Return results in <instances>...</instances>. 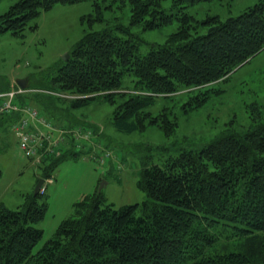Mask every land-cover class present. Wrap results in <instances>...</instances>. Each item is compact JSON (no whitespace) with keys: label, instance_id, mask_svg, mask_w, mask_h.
Returning <instances> with one entry per match:
<instances>
[{"label":"trees","instance_id":"16d2710c","mask_svg":"<svg viewBox=\"0 0 264 264\" xmlns=\"http://www.w3.org/2000/svg\"><path fill=\"white\" fill-rule=\"evenodd\" d=\"M83 1L93 3L94 21L100 23L111 4L130 5V25L144 31L174 18L180 23L163 45L144 55L133 35L123 39L107 30L87 32L69 59L46 76L44 89L28 88L36 90L28 100L45 109L48 102L60 109L57 101L70 109L91 100L114 105L112 125L119 133L157 126L171 136L177 122L167 108L157 115L149 111L157 99L226 81L264 51V0L226 21L213 16L203 22L184 9L214 0H175L179 11L174 15L164 12L162 0H112L108 5V0H21L0 16V34L21 35L42 12ZM202 25H209L208 32L193 35ZM126 76L132 78L131 90L123 86ZM46 91L81 98L63 100ZM211 92L221 91L203 90L193 97L197 104L190 102L184 111L198 109ZM148 157L138 182L147 201L116 209L97 193L76 203L73 215L37 252L44 231L36 224L45 217V194H29L18 209L1 205L0 264H264V119L245 131L227 129L162 165L151 164ZM57 161L39 167L37 183L53 177Z\"/></svg>","mask_w":264,"mask_h":264},{"label":"rangeland","instance_id":"374dc122","mask_svg":"<svg viewBox=\"0 0 264 264\" xmlns=\"http://www.w3.org/2000/svg\"><path fill=\"white\" fill-rule=\"evenodd\" d=\"M20 1L0 0V16ZM111 2L108 0L106 4ZM259 2L214 0L190 5L184 12L198 22L213 16L226 21ZM161 4L167 15L179 11L175 0H162ZM94 8L91 1L57 4L32 20L21 35L11 32L0 34V91L18 80H27L29 87L44 89L46 76L64 61V57L74 50L87 32L107 30L123 39L133 35V39L141 42L140 53L144 55L153 46L163 45L180 26L174 18L171 24L156 30L144 31L141 26L133 27L130 25L131 7L128 4L123 7L111 4V8L104 10V21L100 23L94 21ZM208 26H199L192 30V34L204 35ZM131 81L132 78L126 76L123 80L125 89L133 88ZM206 89L221 92H211L202 106L186 113L184 109L190 107V102L197 104L193 97H199ZM28 99L29 93L21 94L16 97L15 103L19 102L24 107ZM31 103L57 124L66 126V122L71 120L83 126L84 130L88 127L94 130L85 146L91 145L94 148L92 152H87V147L80 150L79 155L67 152L62 159L55 157L45 162L58 160L52 179L45 183L43 200L48 207L44 219L36 224V228L44 231L35 247L37 252L54 237L62 222L73 215L76 203L89 200L97 193L107 203L114 204L116 209L142 205L147 201V195L138 187L146 157L149 156L151 164L162 165L184 150H194L210 143L227 129L245 131L256 121L264 119V51L232 73L226 81L191 93L183 91L171 98L157 99L149 111L157 115L167 108L170 117L177 122L171 136L157 126H149L141 133L117 132L112 125L116 107L103 100H91L80 109H70L69 104L62 101L56 102V107L60 109L50 102L47 109L44 105ZM10 118V115L0 117V206L14 210L24 203L29 194L34 195L44 164L40 165L41 168L35 166L20 149L12 130L16 122L10 123ZM69 140L73 143V139L67 137L68 145Z\"/></svg>","mask_w":264,"mask_h":264},{"label":"built area","instance_id":"2783aa9c","mask_svg":"<svg viewBox=\"0 0 264 264\" xmlns=\"http://www.w3.org/2000/svg\"><path fill=\"white\" fill-rule=\"evenodd\" d=\"M27 90L14 88L6 93H0V117L5 115H17L18 121L12 130L18 139V145L34 163L41 164L51 158L62 156L68 147L67 137L73 139L75 151L82 150L84 144L92 137V130L82 127L67 128L59 127L43 115L37 108L25 104L15 103L18 95L27 93ZM62 99H79L81 96L64 93L46 92ZM69 142H72L69 140ZM108 157L109 154L106 153ZM96 158V157H95ZM45 189L42 190L44 192Z\"/></svg>","mask_w":264,"mask_h":264},{"label":"water","instance_id":"95a60500","mask_svg":"<svg viewBox=\"0 0 264 264\" xmlns=\"http://www.w3.org/2000/svg\"><path fill=\"white\" fill-rule=\"evenodd\" d=\"M67 60H68V55L64 57V61H67ZM17 84H18L19 87L25 89L27 87V80H18ZM44 183H45V179H43V178H41L38 181V183H37V185L35 187V191H34V195L35 196H37L40 193V190L43 187Z\"/></svg>","mask_w":264,"mask_h":264},{"label":"crops","instance_id":"0c3cea01","mask_svg":"<svg viewBox=\"0 0 264 264\" xmlns=\"http://www.w3.org/2000/svg\"><path fill=\"white\" fill-rule=\"evenodd\" d=\"M15 83H16L15 81L12 82V83H11V87L14 86ZM18 119H19V116H13L12 119H11V118L9 119V122H10V123H11V122H14V121L16 122ZM59 124H60V123H59ZM75 124H76V123H75ZM13 134H14V133H13ZM15 137H16V136H15ZM16 139H17V138H16ZM93 149H94V148H93L91 145H88V149H87V150H89V151H87V152H92ZM33 164H34V163H33Z\"/></svg>","mask_w":264,"mask_h":264}]
</instances>
